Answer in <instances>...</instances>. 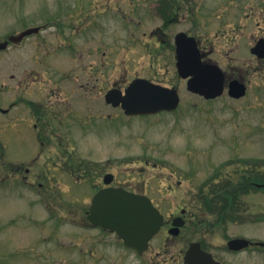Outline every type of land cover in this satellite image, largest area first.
I'll use <instances>...</instances> for the list:
<instances>
[{
	"label": "rangeland",
	"instance_id": "obj_1",
	"mask_svg": "<svg viewBox=\"0 0 264 264\" xmlns=\"http://www.w3.org/2000/svg\"><path fill=\"white\" fill-rule=\"evenodd\" d=\"M180 1V13L189 16L165 28L154 13L157 0H0V42L28 28L47 26L22 44L0 51V108L9 110L0 112V264H157L156 260L179 264L183 258L169 257H178L188 245L186 230L165 247L168 258H133L115 234L88 227L87 211L95 189L92 181L109 171L117 174L119 185L137 188L151 198L157 182V204L162 210L169 215L187 208L192 221L202 227L200 236L218 244L224 229L219 225L222 215L207 209L204 197L216 186L264 177V72H247L250 90L242 99L226 93L215 101H204L187 91L186 80L179 77L168 50L155 52L153 45L148 49L139 40L125 45L126 22L133 20L131 38L136 31L141 35L158 27L171 33L189 31L211 41L213 59L229 62L235 55L221 50L216 37L219 0ZM78 30L95 32L94 62L91 58L86 62L88 53L79 61ZM157 52L159 56L154 57ZM236 57L233 64L251 58L243 53ZM90 63L97 71V93H105L112 83L126 87L133 78L142 77L178 87L181 105L173 113L126 119L118 109L105 108L98 96L96 127L65 134L79 126V121H70L61 129L63 138L77 144L80 174L72 177L69 169L53 171L40 188L37 180L42 178L45 154L53 150L37 159L41 151L34 135L17 128L26 127L30 110L20 104L10 112L11 104L26 97L33 85L51 95L50 102L62 105L63 110L55 107L51 117L57 113L72 118L67 106L71 96L75 105L84 104L75 111L85 113V101L70 79L80 73L79 64L87 78ZM109 113L112 118L107 117ZM18 165L23 172L31 168L26 175L34 178V185L22 182ZM231 208H236L239 220H227L226 233L236 230L250 239L264 240V190L237 192ZM163 243V236H158L146 254H155Z\"/></svg>",
	"mask_w": 264,
	"mask_h": 264
},
{
	"label": "flooded vegetation",
	"instance_id": "obj_2",
	"mask_svg": "<svg viewBox=\"0 0 264 264\" xmlns=\"http://www.w3.org/2000/svg\"><path fill=\"white\" fill-rule=\"evenodd\" d=\"M158 7L155 9V15L159 16L165 25V28L173 26L172 24L176 23L178 19L186 20L187 12L180 13L181 6L178 5L181 3L180 0H157ZM165 2L166 5H170V9L164 8L163 3ZM186 10V9H185ZM218 10L219 14L216 16L217 23L219 24L216 37L219 39L220 48L226 54L235 55L230 57L231 60L229 62H222L219 63V60H215L212 58L214 53V49L211 46V41L206 37L202 39L201 36L193 34L189 31H181L186 32L189 37H194L197 40V48L203 57V61L205 63H216L224 72L225 80H226V91L230 89V84L233 81H239L241 84L246 85L247 94L249 93L250 86L247 82L246 74L247 72L254 70L256 72H260L261 74L264 72V0H219L218 1ZM195 11V10H193ZM179 15L181 17L179 18ZM133 20L126 22L127 31L125 32V45L133 42L134 40H139L141 42L145 41V45L148 49H151V45L154 46V51H169L170 54L174 55V59L176 60L177 64V35L180 32H169L166 29L158 27L157 29L144 31L139 34V32L133 33V38L130 36V29L133 26ZM140 24V23H138ZM137 27V25H134ZM92 28V26H91ZM77 35V48L79 50V61H82V58L87 56L86 62L91 58V61H95V55L97 51L96 47V38L94 37V31H83L78 30L75 33ZM24 42V41H23ZM84 48L85 46H87ZM212 47V49H210ZM249 54L251 56L250 60L246 62H241L237 64H233L236 61V56L241 54ZM157 57L159 55H157ZM106 53H103V59L106 58ZM84 61V63H86ZM107 63V62H106ZM175 64V65H176ZM48 66H51V63H47ZM78 70L80 73H77L75 77H73L71 82L73 81L74 84L77 85L75 90L77 95L81 97L85 102V108L87 110L85 113L82 110H76V106H84L83 103L79 105H75L74 100L72 99L74 96L67 97V106H68V114L72 118H68L66 116H62L61 114L55 113L52 114L55 107L60 108L62 111L63 108L60 103L50 102L49 99L51 95L43 94V90L39 91L38 89L32 88L29 91L37 96L28 95L22 98H16L14 102L11 104L10 112L16 111L20 104H25L29 108V113L27 115L26 120V127L21 126L17 127L19 129H26L30 133H32L35 137L36 142H38L40 146L41 153L39 154L38 158L44 156V153L51 151L50 154H45L46 162L42 165V178L37 180L38 186L40 188L44 187L45 180H50L49 175L53 171H58L59 173L67 171L72 177H75L76 174L81 170V165L77 164L78 156H76L75 150H77V144L68 142L67 139L63 138L61 135L64 134V130H61L65 124H71L70 121H79L78 128L75 126L72 127L71 130H67L65 134H74L77 133L78 130L81 133H86L88 130L96 127V119H97V97L100 96L102 102L104 100L103 106L105 108H110L111 111L113 107L106 103V94L112 90L117 89L124 92L126 87H122L119 84H111V87L105 91V93L100 92L97 93V80L96 77V68L94 67L93 63H90L89 74L86 75L87 78H84V75L81 71H83V65H78ZM238 72V73H236ZM180 77V76H179ZM142 78V77H136ZM136 78H133L136 79ZM147 79V78H146ZM182 79V78H181ZM152 82H155L149 79ZM157 83V82H156ZM245 86V87H246ZM173 88H177L176 86H172ZM246 94V96H247ZM245 96V97H246ZM63 104H66L64 100L55 99ZM112 108V109H111ZM118 111H121V108H117ZM1 113H7L9 110H2L0 108ZM108 118H112V114L107 115ZM129 118V117H127ZM81 119V120H79ZM107 119V118H106ZM30 124V126H29ZM75 145V146H74ZM39 151V152H40ZM49 153V152H48ZM35 164L32 162L31 167ZM157 166V165H156ZM67 167V168H66ZM23 168L18 165L16 167V172L19 175V178L27 185H34L36 182L34 178L29 180V176L26 174H30L31 168L26 167L24 172ZM103 171V170H102ZM81 172V171H80ZM95 173V171H94ZM103 173V172H102ZM80 174V173H78ZM108 174H113L112 176V183L111 187H124L128 190L135 192L137 194L147 195L143 191L129 186L119 185L117 182V174L115 175L112 172L105 171L102 176L99 177V189L107 187L104 184V178ZM95 176V175H93ZM109 177V176H108ZM83 179V178H82ZM88 177H85L84 180H87ZM80 180V178H79ZM264 185V184H261ZM154 191V198L150 199L153 202V205L158 208L165 217L164 225L161 228L160 232L155 236L154 240H157L158 236H163V248H159V251H156L153 255L144 254H134L133 258H168L167 256V248H165L168 243L177 241L178 237L182 236L184 231L186 230L188 239V245L185 249H181L178 257L170 256L169 258H183V262H179V264H185L184 258H186V254L188 252H194V244H200V249L209 254L211 258H213L217 264H242V261H246V264H257L256 260L263 258L264 259V240H253L248 237L237 233L235 230L233 233H226L228 224L226 223L227 220L231 219L232 222L238 223V216L234 217H222V222L219 224L223 226V234L218 241V244H214L213 241L209 239H205L200 236L199 230L202 228L199 224L192 221L194 219L193 216L189 215L188 209L184 207L178 208L175 212L171 214L165 213L162 208L157 204V182ZM97 189V190H99ZM264 189V187L262 188ZM225 212H237L236 208H224ZM183 222L180 228L178 229L175 224L177 221ZM203 224V223H202ZM90 227L93 230H99L100 232L110 233L109 231L101 228V227ZM113 234V233H110ZM118 238V237H117ZM119 239V238H118ZM236 239H246L249 242V245L240 248L236 245H232V241ZM120 242L121 239H119ZM126 250L128 248L124 247ZM131 250V249H130ZM129 250V251H130ZM133 251V250H132ZM131 252V251H130ZM193 258V256H190ZM189 257V258H190ZM153 262V261H152ZM157 264L158 261L156 260ZM168 260H165L163 264H167ZM153 264H156L153 262ZM264 264V260L261 263Z\"/></svg>",
	"mask_w": 264,
	"mask_h": 264
},
{
	"label": "water",
	"instance_id": "obj_3",
	"mask_svg": "<svg viewBox=\"0 0 264 264\" xmlns=\"http://www.w3.org/2000/svg\"><path fill=\"white\" fill-rule=\"evenodd\" d=\"M37 31L38 29L28 30L19 37H11V40L20 41L26 35ZM7 45L8 42L0 43V49H5ZM177 45V67L183 78H189L188 90L206 99L221 96L225 88V76L222 70L217 65L204 63L196 40L187 37L185 33L177 36ZM229 87L230 95L235 98H240L246 93L245 85L239 81L231 82ZM107 101L114 106L121 104L127 115L136 116L175 110L180 98L176 89L138 79L131 83L125 95L118 90L111 91ZM105 182L111 183L109 177ZM88 219L97 226L116 232L126 246L139 252L147 249L149 241L164 223L163 215L152 205L148 197L123 188H107L99 191L92 199ZM236 243L241 247L247 245L245 240ZM194 246H196L194 252H188L185 258L187 264H217L209 254L200 251L198 244Z\"/></svg>",
	"mask_w": 264,
	"mask_h": 264
},
{
	"label": "trees",
	"instance_id": "obj_4",
	"mask_svg": "<svg viewBox=\"0 0 264 264\" xmlns=\"http://www.w3.org/2000/svg\"><path fill=\"white\" fill-rule=\"evenodd\" d=\"M216 189H213L211 192L212 198L209 200L207 197H204V201L211 205H216L217 207H232L234 201L237 199V192L246 193L250 189H254V186L250 184V181H245L244 183L238 184H225L221 186H216Z\"/></svg>",
	"mask_w": 264,
	"mask_h": 264
}]
</instances>
